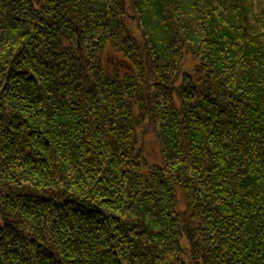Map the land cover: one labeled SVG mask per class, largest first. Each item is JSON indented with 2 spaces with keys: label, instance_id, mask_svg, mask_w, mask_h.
Here are the masks:
<instances>
[{
  "label": "trees",
  "instance_id": "obj_1",
  "mask_svg": "<svg viewBox=\"0 0 264 264\" xmlns=\"http://www.w3.org/2000/svg\"><path fill=\"white\" fill-rule=\"evenodd\" d=\"M0 264H264V0H0Z\"/></svg>",
  "mask_w": 264,
  "mask_h": 264
},
{
  "label": "rangeland",
  "instance_id": "obj_2",
  "mask_svg": "<svg viewBox=\"0 0 264 264\" xmlns=\"http://www.w3.org/2000/svg\"><path fill=\"white\" fill-rule=\"evenodd\" d=\"M131 12L128 10V14H130ZM132 14V13H131ZM194 67H195V65H194V62H192L191 60H188V62L184 65V69L185 70H187V71H192V70H194ZM178 85L180 84V83H177ZM149 142V144H148V146H149V149L152 151V152H154L151 156L153 157V158H157V156L159 155L158 154V146H157V142H155V141H148Z\"/></svg>",
  "mask_w": 264,
  "mask_h": 264
}]
</instances>
